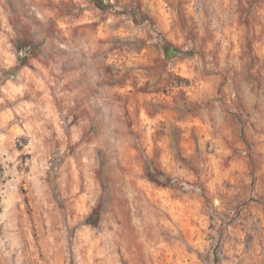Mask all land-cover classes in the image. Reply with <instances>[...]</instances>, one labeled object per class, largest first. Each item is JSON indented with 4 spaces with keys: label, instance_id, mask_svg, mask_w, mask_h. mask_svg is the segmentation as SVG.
Instances as JSON below:
<instances>
[{
    "label": "rangeland",
    "instance_id": "rangeland-1",
    "mask_svg": "<svg viewBox=\"0 0 264 264\" xmlns=\"http://www.w3.org/2000/svg\"><path fill=\"white\" fill-rule=\"evenodd\" d=\"M0 138V264H264V0H0Z\"/></svg>",
    "mask_w": 264,
    "mask_h": 264
},
{
    "label": "crops",
    "instance_id": "crops-1",
    "mask_svg": "<svg viewBox=\"0 0 264 264\" xmlns=\"http://www.w3.org/2000/svg\"><path fill=\"white\" fill-rule=\"evenodd\" d=\"M3 140L0 138V143L3 144L4 142H2ZM27 154H3L0 153V176H2L3 172H2V168L6 166H14L17 167L16 170L18 172L19 175V179L16 180L17 178H14V176L12 175L11 177L6 176V181L3 180V178L0 180V206L1 207H7V206H15L17 205V203H15V199L17 200L18 198H14L16 196V189L11 187H7L5 188L4 184H19L20 181V177H23V173H25V171L27 172V167H23V161L24 159H29V155L25 156ZM31 158H34L33 155H31ZM26 159V161H24V163H28V160ZM17 164V165H16ZM8 174V171H6V175ZM12 193L13 197H9ZM9 249L7 250H3L0 249V253H6L8 252ZM12 251V250H10Z\"/></svg>",
    "mask_w": 264,
    "mask_h": 264
},
{
    "label": "trees",
    "instance_id": "trees-1",
    "mask_svg": "<svg viewBox=\"0 0 264 264\" xmlns=\"http://www.w3.org/2000/svg\"><path fill=\"white\" fill-rule=\"evenodd\" d=\"M169 49L173 51L174 50V46L170 45ZM172 51H169V53H172Z\"/></svg>",
    "mask_w": 264,
    "mask_h": 264
}]
</instances>
